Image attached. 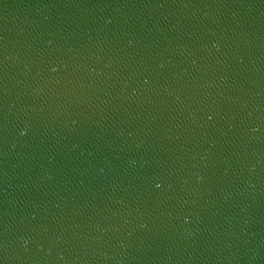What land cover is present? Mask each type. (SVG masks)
<instances>
[{"label": "water", "instance_id": "1", "mask_svg": "<svg viewBox=\"0 0 264 264\" xmlns=\"http://www.w3.org/2000/svg\"><path fill=\"white\" fill-rule=\"evenodd\" d=\"M0 264H264V0H0Z\"/></svg>", "mask_w": 264, "mask_h": 264}, {"label": "snow or ice", "instance_id": "2", "mask_svg": "<svg viewBox=\"0 0 264 264\" xmlns=\"http://www.w3.org/2000/svg\"><path fill=\"white\" fill-rule=\"evenodd\" d=\"M157 187H159V185H157Z\"/></svg>", "mask_w": 264, "mask_h": 264}]
</instances>
